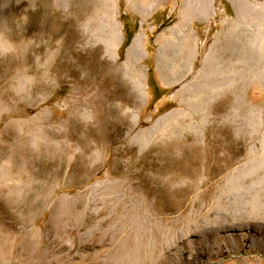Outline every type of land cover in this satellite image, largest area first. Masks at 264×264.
Instances as JSON below:
<instances>
[{"label": "rangeland", "instance_id": "rangeland-1", "mask_svg": "<svg viewBox=\"0 0 264 264\" xmlns=\"http://www.w3.org/2000/svg\"><path fill=\"white\" fill-rule=\"evenodd\" d=\"M248 2L0 0V264H264Z\"/></svg>", "mask_w": 264, "mask_h": 264}, {"label": "bare ground", "instance_id": "bare-ground-1", "mask_svg": "<svg viewBox=\"0 0 264 264\" xmlns=\"http://www.w3.org/2000/svg\"><path fill=\"white\" fill-rule=\"evenodd\" d=\"M182 1H183V3H182V11L184 12L183 15H186V16H189V17L196 16V15L199 16V15H201V12L203 13V10L205 8L210 11V16L211 17H213L215 15V2H216V0H193V1L192 0H182ZM234 1H235V4L236 5L237 4H240V3H243V4L248 5V3H249L248 0H234ZM251 7H253V5H251ZM253 9L250 8L251 12L259 13L260 17H262L263 20H264V3L259 4L258 6H254ZM143 31L144 30H142V28H141L140 32L135 37V39L132 42L131 46L128 48V53H127V56H126L127 57V61H130L133 58L139 59V57L144 56L143 47H144V41H145V34H144ZM192 34H193V30L192 29L191 30L189 29V32L186 33L185 36H184V38H183V39H186V40H184L185 43H186V41L188 39H191ZM120 35H121V33H120ZM135 68H137V66ZM140 73H142V72H140Z\"/></svg>", "mask_w": 264, "mask_h": 264}, {"label": "trees", "instance_id": "trees-1", "mask_svg": "<svg viewBox=\"0 0 264 264\" xmlns=\"http://www.w3.org/2000/svg\"><path fill=\"white\" fill-rule=\"evenodd\" d=\"M130 37H128V39H129Z\"/></svg>", "mask_w": 264, "mask_h": 264}]
</instances>
